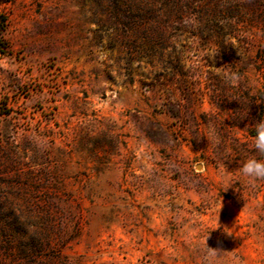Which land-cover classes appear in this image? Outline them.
I'll list each match as a JSON object with an SVG mask.
<instances>
[{"label": "rangeland", "instance_id": "374dc122", "mask_svg": "<svg viewBox=\"0 0 264 264\" xmlns=\"http://www.w3.org/2000/svg\"><path fill=\"white\" fill-rule=\"evenodd\" d=\"M0 28V264H264V0H9Z\"/></svg>", "mask_w": 264, "mask_h": 264}, {"label": "clouds", "instance_id": "9594fccd", "mask_svg": "<svg viewBox=\"0 0 264 264\" xmlns=\"http://www.w3.org/2000/svg\"><path fill=\"white\" fill-rule=\"evenodd\" d=\"M211 134L214 136V131ZM253 146L258 153L264 155V120H260L255 124ZM239 172L243 177L248 178L250 183L258 180H264V159H258L255 156L246 159L239 167ZM224 174L227 176V179L224 180V191H226L230 186H232V179L228 176V171L225 170V166ZM208 235L204 238L205 241Z\"/></svg>", "mask_w": 264, "mask_h": 264}, {"label": "trees", "instance_id": "16d2710c", "mask_svg": "<svg viewBox=\"0 0 264 264\" xmlns=\"http://www.w3.org/2000/svg\"><path fill=\"white\" fill-rule=\"evenodd\" d=\"M0 1H2V2H7V1H9V0H0ZM1 27H3V24H1ZM2 31V28H0V32ZM0 40H1V38H0Z\"/></svg>", "mask_w": 264, "mask_h": 264}]
</instances>
